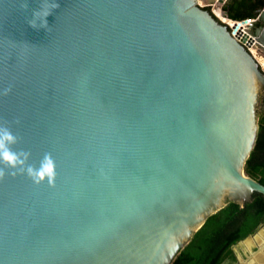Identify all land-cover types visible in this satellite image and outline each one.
<instances>
[{"label": "water", "instance_id": "obj_1", "mask_svg": "<svg viewBox=\"0 0 264 264\" xmlns=\"http://www.w3.org/2000/svg\"><path fill=\"white\" fill-rule=\"evenodd\" d=\"M50 2L0 0V126L56 166L51 185L6 169L0 264H172L210 216L264 196L244 172L264 10L234 35L198 0H55L32 27ZM232 251L256 264L264 224Z\"/></svg>", "mask_w": 264, "mask_h": 264}, {"label": "trees", "instance_id": "obj_2", "mask_svg": "<svg viewBox=\"0 0 264 264\" xmlns=\"http://www.w3.org/2000/svg\"><path fill=\"white\" fill-rule=\"evenodd\" d=\"M252 10L253 0H233L223 8L226 17L235 21L254 18ZM244 172L264 185V110L258 115L257 138ZM262 224L263 195L254 193L251 202L243 207L230 202L206 220L172 264H233L236 262L233 245L253 234Z\"/></svg>", "mask_w": 264, "mask_h": 264}, {"label": "clouds", "instance_id": "obj_3", "mask_svg": "<svg viewBox=\"0 0 264 264\" xmlns=\"http://www.w3.org/2000/svg\"><path fill=\"white\" fill-rule=\"evenodd\" d=\"M23 9H27L28 4L21 5ZM59 7L55 0H51L49 7L44 9L41 7L39 10L33 12V19L28 23L32 27H37L35 23V17L42 13L43 20L40 27H47L46 17L49 16L53 9ZM11 87L3 90L2 95H8L11 92ZM18 123V121H17ZM19 137L8 126H0V163L4 167H0V180H3L6 175V169L8 175H16L17 172L26 173L27 176L36 184H40L47 180L48 184L54 183L56 177L55 161L50 154H45L39 163V166H33L29 164V158L31 153L24 149L17 150L14 146L19 143Z\"/></svg>", "mask_w": 264, "mask_h": 264}, {"label": "flooded vegetation", "instance_id": "obj_4", "mask_svg": "<svg viewBox=\"0 0 264 264\" xmlns=\"http://www.w3.org/2000/svg\"><path fill=\"white\" fill-rule=\"evenodd\" d=\"M233 0H224V4L222 5L221 9H218L215 11V9L218 7L219 3L218 0H206L205 4H203L201 7L204 8L205 10H207L208 12H210L217 20L222 21L227 23L231 28V32L233 33V29L235 30L236 35L242 33L245 31V29H247V24H249L248 22H241V23H235V22H231L230 19L228 17H226V12L223 11V8L228 5L229 3H231ZM261 2V3H258ZM261 10H264V0H253V10L252 12L255 14L254 18L252 19H247V20H257L260 16V12ZM223 12H225V15L223 14ZM235 21V20H234ZM246 21V20H244ZM262 25V23L260 21H258L255 25H252V29H250L251 31H256V29H258L260 26ZM259 55L262 56L263 58V64H260L261 69L264 71V51L263 50H257ZM264 110V96H261L260 98V104H259V110H258V115L259 113H261ZM233 264H237L236 262Z\"/></svg>", "mask_w": 264, "mask_h": 264}, {"label": "rangeland", "instance_id": "obj_5", "mask_svg": "<svg viewBox=\"0 0 264 264\" xmlns=\"http://www.w3.org/2000/svg\"><path fill=\"white\" fill-rule=\"evenodd\" d=\"M205 1H206V0H201L199 4L202 6L203 4L206 3ZM233 33H234V35H236L234 29H233ZM250 51H251L252 54H254V56H255V58L258 60V62H260L261 64H263V63H262V62H263V58H262L261 55H259L257 49L252 48V49H250Z\"/></svg>", "mask_w": 264, "mask_h": 264}, {"label": "crops", "instance_id": "obj_6", "mask_svg": "<svg viewBox=\"0 0 264 264\" xmlns=\"http://www.w3.org/2000/svg\"><path fill=\"white\" fill-rule=\"evenodd\" d=\"M256 264H264V252L259 254L256 259Z\"/></svg>", "mask_w": 264, "mask_h": 264}, {"label": "built area", "instance_id": "obj_7", "mask_svg": "<svg viewBox=\"0 0 264 264\" xmlns=\"http://www.w3.org/2000/svg\"><path fill=\"white\" fill-rule=\"evenodd\" d=\"M253 47H249V50L252 49Z\"/></svg>", "mask_w": 264, "mask_h": 264}, {"label": "bare ground", "instance_id": "obj_8", "mask_svg": "<svg viewBox=\"0 0 264 264\" xmlns=\"http://www.w3.org/2000/svg\"><path fill=\"white\" fill-rule=\"evenodd\" d=\"M199 1V0H198ZM245 32V31H244Z\"/></svg>", "mask_w": 264, "mask_h": 264}]
</instances>
